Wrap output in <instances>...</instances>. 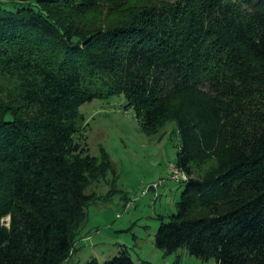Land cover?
Wrapping results in <instances>:
<instances>
[{"label": "trees", "instance_id": "16d2710c", "mask_svg": "<svg viewBox=\"0 0 264 264\" xmlns=\"http://www.w3.org/2000/svg\"><path fill=\"white\" fill-rule=\"evenodd\" d=\"M0 75V264L70 259L114 172L79 109L113 95L149 136L176 124L184 188L155 246L264 264V0H0Z\"/></svg>", "mask_w": 264, "mask_h": 264}, {"label": "rangeland", "instance_id": "374dc122", "mask_svg": "<svg viewBox=\"0 0 264 264\" xmlns=\"http://www.w3.org/2000/svg\"><path fill=\"white\" fill-rule=\"evenodd\" d=\"M89 16L99 19L96 13ZM0 83L13 84L2 75ZM126 104L123 95H113L79 109L85 116L86 148L98 158L106 153L114 172L88 188L98 198L87 210L76 250L63 264H85L92 258L104 262L120 252L136 264H216L214 259L191 255L185 247L166 254L155 246L158 227L177 211L184 188L174 175L176 124L170 122L160 134L149 136Z\"/></svg>", "mask_w": 264, "mask_h": 264}, {"label": "built area", "instance_id": "2783aa9c", "mask_svg": "<svg viewBox=\"0 0 264 264\" xmlns=\"http://www.w3.org/2000/svg\"><path fill=\"white\" fill-rule=\"evenodd\" d=\"M174 175H175L176 179H178V178L184 179L185 178L184 175L176 167H174Z\"/></svg>", "mask_w": 264, "mask_h": 264}]
</instances>
